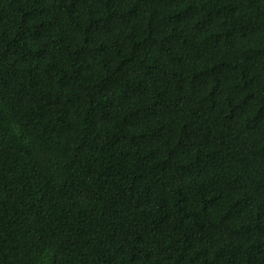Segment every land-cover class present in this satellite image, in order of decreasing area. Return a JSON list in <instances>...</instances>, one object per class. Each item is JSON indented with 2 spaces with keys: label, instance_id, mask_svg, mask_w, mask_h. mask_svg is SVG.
Here are the masks:
<instances>
[{
  "label": "trees",
  "instance_id": "obj_1",
  "mask_svg": "<svg viewBox=\"0 0 264 264\" xmlns=\"http://www.w3.org/2000/svg\"><path fill=\"white\" fill-rule=\"evenodd\" d=\"M0 264H264V0H0Z\"/></svg>",
  "mask_w": 264,
  "mask_h": 264
}]
</instances>
